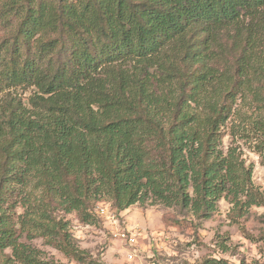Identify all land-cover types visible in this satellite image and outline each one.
I'll return each mask as SVG.
<instances>
[{"label":"trees","instance_id":"obj_1","mask_svg":"<svg viewBox=\"0 0 264 264\" xmlns=\"http://www.w3.org/2000/svg\"><path fill=\"white\" fill-rule=\"evenodd\" d=\"M240 142L264 164V0H0V264H107L62 216L100 202L264 208Z\"/></svg>","mask_w":264,"mask_h":264},{"label":"rangeland","instance_id":"obj_2","mask_svg":"<svg viewBox=\"0 0 264 264\" xmlns=\"http://www.w3.org/2000/svg\"><path fill=\"white\" fill-rule=\"evenodd\" d=\"M232 139L226 135V152ZM248 164L253 165V181L264 192V164L258 153L239 143ZM99 207L106 213L99 215ZM232 205L224 198L207 221L183 217L175 208L136 204L118 212L110 203L94 208L99 223L82 224L75 213L62 215L81 249H86L107 264H201L208 258L227 264H264V208L252 207L243 217H232ZM17 208V215L22 213ZM46 257L62 264H79L61 251L45 245L42 239L31 242ZM129 255L133 258L130 259Z\"/></svg>","mask_w":264,"mask_h":264},{"label":"built area","instance_id":"obj_3","mask_svg":"<svg viewBox=\"0 0 264 264\" xmlns=\"http://www.w3.org/2000/svg\"><path fill=\"white\" fill-rule=\"evenodd\" d=\"M106 209H107V208L99 207V209H98L97 212L99 213V215H104V214L106 213ZM129 258L132 259L133 256H132V255H129Z\"/></svg>","mask_w":264,"mask_h":264}]
</instances>
